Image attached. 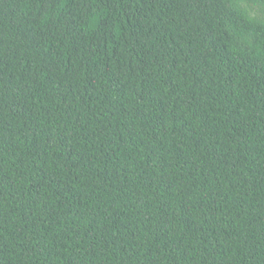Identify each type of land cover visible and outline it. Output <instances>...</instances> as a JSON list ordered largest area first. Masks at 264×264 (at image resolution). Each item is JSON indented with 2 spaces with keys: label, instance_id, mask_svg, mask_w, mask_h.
Segmentation results:
<instances>
[{
  "label": "trees",
  "instance_id": "obj_1",
  "mask_svg": "<svg viewBox=\"0 0 264 264\" xmlns=\"http://www.w3.org/2000/svg\"><path fill=\"white\" fill-rule=\"evenodd\" d=\"M0 264H264V0H0Z\"/></svg>",
  "mask_w": 264,
  "mask_h": 264
}]
</instances>
